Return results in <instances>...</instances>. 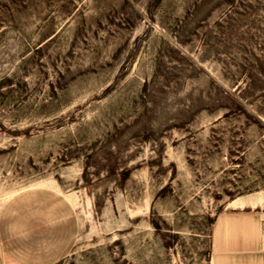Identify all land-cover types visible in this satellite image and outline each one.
Returning <instances> with one entry per match:
<instances>
[{
    "label": "rangeland",
    "instance_id": "374dc122",
    "mask_svg": "<svg viewBox=\"0 0 264 264\" xmlns=\"http://www.w3.org/2000/svg\"><path fill=\"white\" fill-rule=\"evenodd\" d=\"M238 196L264 210V0H0L1 258L212 264Z\"/></svg>",
    "mask_w": 264,
    "mask_h": 264
},
{
    "label": "crops",
    "instance_id": "0c3cea01",
    "mask_svg": "<svg viewBox=\"0 0 264 264\" xmlns=\"http://www.w3.org/2000/svg\"><path fill=\"white\" fill-rule=\"evenodd\" d=\"M233 199L229 203H232ZM237 203L229 204V209L214 219L212 264H264V234L259 233L264 210H259L256 205ZM247 234L251 235L249 239L253 240L249 246L245 244ZM259 241L262 242L260 246L257 245ZM0 264L18 263L0 257Z\"/></svg>",
    "mask_w": 264,
    "mask_h": 264
},
{
    "label": "bare ground",
    "instance_id": "6f19581e",
    "mask_svg": "<svg viewBox=\"0 0 264 264\" xmlns=\"http://www.w3.org/2000/svg\"><path fill=\"white\" fill-rule=\"evenodd\" d=\"M260 196V195H259ZM238 198H240V199H233L234 201V203H236V202H238V200H239V202L240 203H243V201L245 200V198L244 197H242V196H238Z\"/></svg>",
    "mask_w": 264,
    "mask_h": 264
},
{
    "label": "trees",
    "instance_id": "16d2710c",
    "mask_svg": "<svg viewBox=\"0 0 264 264\" xmlns=\"http://www.w3.org/2000/svg\"><path fill=\"white\" fill-rule=\"evenodd\" d=\"M212 222H214V221L212 220Z\"/></svg>",
    "mask_w": 264,
    "mask_h": 264
}]
</instances>
